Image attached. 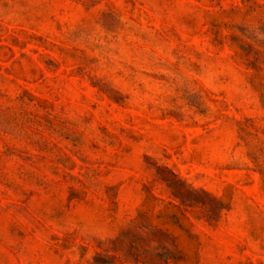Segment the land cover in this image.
Masks as SVG:
<instances>
[{"label": "rangeland", "instance_id": "obj_1", "mask_svg": "<svg viewBox=\"0 0 264 264\" xmlns=\"http://www.w3.org/2000/svg\"><path fill=\"white\" fill-rule=\"evenodd\" d=\"M0 264H264V0H0Z\"/></svg>", "mask_w": 264, "mask_h": 264}]
</instances>
